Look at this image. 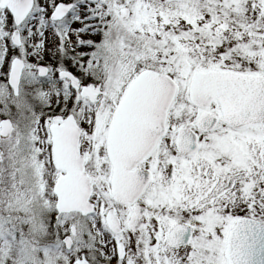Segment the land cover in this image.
I'll use <instances>...</instances> for the list:
<instances>
[{"label": "snow or ice", "instance_id": "1", "mask_svg": "<svg viewBox=\"0 0 264 264\" xmlns=\"http://www.w3.org/2000/svg\"><path fill=\"white\" fill-rule=\"evenodd\" d=\"M0 264H264V0H0Z\"/></svg>", "mask_w": 264, "mask_h": 264}]
</instances>
